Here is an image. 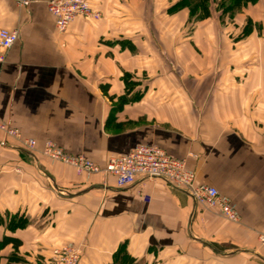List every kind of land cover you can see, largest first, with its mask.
<instances>
[{
  "label": "crops",
  "instance_id": "1",
  "mask_svg": "<svg viewBox=\"0 0 264 264\" xmlns=\"http://www.w3.org/2000/svg\"><path fill=\"white\" fill-rule=\"evenodd\" d=\"M48 1L0 0V30L20 35L0 49V122L20 132L0 131V239H19L33 264L68 243L79 264H112L123 244L151 264H264V0L235 28L214 10L193 30L179 0H89L101 18L78 17L66 33ZM47 143L101 167L157 145L239 221L162 179L121 189L113 176L79 175L45 157Z\"/></svg>",
  "mask_w": 264,
  "mask_h": 264
},
{
  "label": "built area",
  "instance_id": "2",
  "mask_svg": "<svg viewBox=\"0 0 264 264\" xmlns=\"http://www.w3.org/2000/svg\"><path fill=\"white\" fill-rule=\"evenodd\" d=\"M19 7L27 5L28 0H13ZM48 10L55 18L56 28L60 33H66L70 24L78 17L88 20H99L101 15L95 11L89 0H49ZM16 30H0V49L10 50L19 40ZM4 57L0 56V63ZM0 131L7 137L18 138L20 132L0 122ZM24 145L34 150L37 142L33 139L24 141ZM42 154L54 161L73 167L79 175L113 176L119 188L124 189L134 185L138 178L147 180L162 179L178 188L184 189L197 204L212 210H218L221 215L231 221L238 222L239 217L235 207L222 197L215 187L198 184L196 172L188 169L186 161L174 158L157 145H140L125 156L110 158L105 167L96 165L83 156L72 157L54 143H47ZM83 256L82 249L68 243L57 248L51 254L46 264H79Z\"/></svg>",
  "mask_w": 264,
  "mask_h": 264
},
{
  "label": "trees",
  "instance_id": "3",
  "mask_svg": "<svg viewBox=\"0 0 264 264\" xmlns=\"http://www.w3.org/2000/svg\"><path fill=\"white\" fill-rule=\"evenodd\" d=\"M216 2L218 5L217 11L220 13V22L223 26H227L228 24H231L229 23V19H232L231 13L234 14L238 12L241 8V4H255L258 0H179L173 7V10L187 8L190 11L189 23L194 24L208 20L212 17L214 12L213 4H216ZM253 30L254 24L251 19H248L246 25L241 31L240 37H248ZM136 98L132 99L131 102L136 101ZM126 102L127 100L123 101V103ZM118 128L121 127L118 126ZM10 245L13 247L12 253L3 255L2 250ZM21 246L22 242L14 237H4L0 239V264H33L28 258L29 255L20 252ZM50 256L42 257L38 260L37 264H40L43 261L48 262ZM137 262L139 261L128 252L127 245L123 244L115 253L112 264H137Z\"/></svg>",
  "mask_w": 264,
  "mask_h": 264
},
{
  "label": "rangeland",
  "instance_id": "4",
  "mask_svg": "<svg viewBox=\"0 0 264 264\" xmlns=\"http://www.w3.org/2000/svg\"><path fill=\"white\" fill-rule=\"evenodd\" d=\"M248 6H250L249 4L248 5H243V4H241V8H240V10L238 11V12H236V13H231V15H232V19H229V23H231V28L232 27H234L235 28V26H237V24H235V22L237 21V20H241V19H245L244 18V16L247 14V9H248ZM213 7H214V10L216 11V13H217V15L219 14L220 15V13L217 11V7H218V5H217V2H216V4L214 3L213 4ZM184 8H180V9H177V10H175L176 12H179V11H181V10H183ZM189 13H190V11H189ZM190 18V17H189ZM201 22H203V21H201ZM198 23H200V22H198ZM198 23H194V24H192V23H190V27H189V30H193L194 29V27H196V25L198 24ZM243 23H244V26L246 25V23H245V20L243 21ZM244 26H241V28L243 29V27ZM239 27V26H238ZM238 29V28H237ZM240 29V28H239ZM238 29V30H239ZM241 30V29H240ZM120 102L117 100V101H114L113 100V110H115L116 111V109L119 107V104ZM118 110H119V112H120V109L118 108ZM114 111V112H115ZM9 254H11V253H9ZM4 255V254H3ZM5 255H7V254H5ZM51 257V256H50ZM138 260V259H137ZM2 262V261H1ZM149 262H151V260H149V261H147L146 259L144 260H139V262H137V264H151V263H149ZM4 263V262H3ZM47 262L46 261H43L42 263H40V264H46Z\"/></svg>",
  "mask_w": 264,
  "mask_h": 264
}]
</instances>
